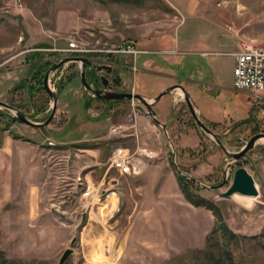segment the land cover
<instances>
[{
	"label": "rangeland",
	"instance_id": "rangeland-1",
	"mask_svg": "<svg viewBox=\"0 0 264 264\" xmlns=\"http://www.w3.org/2000/svg\"><path fill=\"white\" fill-rule=\"evenodd\" d=\"M189 4L234 28L242 39L264 45V0H0V100L32 121H44L51 99L38 74L44 76L45 61L73 55L66 51L72 41L100 53L94 58L98 63H105L107 54L126 61L131 74L126 79L129 92L142 95L144 88L135 77L143 72L146 94L151 96L146 98L152 99L156 96L152 88L161 77L131 68L132 58L139 50L186 49L184 54H175L181 65L172 67L170 75L219 84L220 90L199 86L200 94L188 93L198 117L226 150L238 151L252 135L264 132V99L234 89L228 56L202 57L172 42L170 35L178 23L190 22L178 10ZM159 39L164 41L156 43ZM126 45L139 50L116 52ZM153 58L161 55L140 53L137 67L143 68ZM80 68V62L67 63L51 73L49 84L58 100L55 115L45 127L28 126L15 119L13 110L0 107V136L22 134L37 143L42 165L34 174L35 184L45 201L43 214L32 217L34 209L29 204L38 197L29 191L27 181L17 180L16 160L9 157L11 165L0 176V252L9 264H58L68 247L73 253L64 264H202L206 258L201 251L211 248L217 253L218 247L229 251L234 264H264V140L239 162L252 174L258 196L252 203L236 193L220 197L237 165L225 174L231 159L196 125L180 89L153 106L154 110L163 107L162 119L157 117L166 124L164 131L137 100L94 97L82 87ZM165 81L168 86L181 83L186 90L191 88L186 80ZM204 100H213L225 116L211 114ZM112 126L117 131L109 134ZM121 145L131 152L146 148L156 153L153 159L136 160L139 167L143 161L149 166L142 196L136 188L140 182L134 179L138 175H120L109 165L111 150ZM173 161L184 172L180 175L207 186L226 179L218 189L198 185L188 194L214 203L236 237L225 239L218 233L207 247L215 218L210 210L185 198ZM87 173L90 191L102 194L100 201L82 208L85 183L80 177ZM114 208L116 212L110 215Z\"/></svg>",
	"mask_w": 264,
	"mask_h": 264
},
{
	"label": "crops",
	"instance_id": "crops-1",
	"mask_svg": "<svg viewBox=\"0 0 264 264\" xmlns=\"http://www.w3.org/2000/svg\"><path fill=\"white\" fill-rule=\"evenodd\" d=\"M181 16H184L185 14L190 19V22L186 24V20L184 19L178 23L176 28L174 29L173 33L170 35V38L172 39V42H174L177 45L183 44L184 46L189 47V52L196 53L199 56H206V55H217V56H228L232 63V75L231 80L233 83V67H234V53L240 50L241 48V42L242 39L240 35L235 31L234 28H231L228 25H225L223 23H220L206 15H203L195 9L191 4L185 6L183 9H178ZM166 38V36H165ZM164 39H159L156 43H162ZM139 50V49H137ZM137 55L132 58V61L130 63L131 68H134L138 71H147L150 73H156L157 75H160V82H157L154 87L152 88L153 92L155 91V95L160 93L164 87L170 85L165 80L166 79H176V80H186L188 83H190V89H187V92H193L194 95L200 94L201 89L199 86L205 90V88L208 89H219L220 86L217 83H210V82H203L199 80H192L190 78H179L177 76H171V68L177 67L181 65V62H179V59H177L175 54H184L186 49L182 51H176L173 49H163V50H139ZM156 53L160 54L161 58H153L145 61L143 68L137 67V58L140 53ZM124 55V54H120ZM168 63L166 66L165 64ZM168 77V78H167ZM136 81L138 85L143 87L142 95L144 97H151L147 93V89H145L146 81L144 79V73L140 72V74L136 75ZM165 81V82H164ZM143 84V86H142ZM178 85H182L181 83H178ZM183 86V85H182ZM169 87V86H168ZM200 89V91H199ZM235 89V88H234ZM202 90V91H203ZM219 90H217L219 92ZM236 90V89H235ZM238 91V90H236ZM242 92V91H240ZM262 92V91H261ZM258 93L257 96L253 95L252 93L248 92H242V94H247L250 96H253L256 99H264V95ZM216 94V93H215ZM215 97V96H214ZM163 99V97L160 99V101ZM213 99V98H212ZM159 101V102H160ZM157 102V104L159 103ZM205 106L208 109L210 107L212 113L217 116H225L224 113L213 105V100H204ZM155 111L160 119H162L163 116V107L157 108L155 106ZM23 138L30 139L31 141L24 140L23 138H14L11 135H4L0 136V176L2 172H4L11 164L9 162V157H14L16 160V173H18L17 180H20L22 183H26L29 187V191L32 192V194H35V196L38 197V200L32 199L30 202L31 210L34 211L31 214L32 217L36 216L39 217L44 212V206L45 201L44 200V193L41 192V187L36 185L35 180L38 181L34 176L35 172H38V166L42 165L41 160V153H39V149L37 146V143L30 137H24L22 134L20 135ZM16 151V152H15ZM15 152V154H14ZM40 157V158H39ZM96 157V153H95ZM8 159V160H7ZM97 161V159H95ZM148 164L143 161L142 166L140 168V173L137 174V177H134L135 180L139 181L140 183L136 186L138 190L141 192L143 191V186L146 182V179L144 177V173H146L148 169ZM38 170V171H37ZM24 174H27L30 176L29 179L24 177ZM34 177V178H32ZM25 178V179H23ZM80 179L84 180L81 183H85V187L87 183H90V177L89 174H84L83 177H80ZM41 181H45V179H41ZM41 186V185H40ZM90 187V186H89ZM25 195V194H24ZM42 200V201H39ZM34 201V202H33ZM103 205L107 206L108 201L107 198L104 199ZM38 208V209H35ZM116 212V208H114L110 215L114 214ZM109 215L105 216L108 217ZM96 238V237H95Z\"/></svg>",
	"mask_w": 264,
	"mask_h": 264
},
{
	"label": "water",
	"instance_id": "water-1",
	"mask_svg": "<svg viewBox=\"0 0 264 264\" xmlns=\"http://www.w3.org/2000/svg\"><path fill=\"white\" fill-rule=\"evenodd\" d=\"M74 61L81 63V68L79 70L81 83H82L83 87L87 91H89L94 97H96L97 99H102V100H137L138 102H140L145 107L147 115L150 117V119L156 125L160 126L164 131H166V124L163 123L157 117L156 111L154 110L153 106L157 102H159L160 99L164 95L173 92V90L176 88L180 89L181 92L183 93V98L187 104L188 111H189L190 115L192 116V118L194 119V122L196 123V125L200 129H202L205 133L211 135L214 138V140L216 141V143L222 147L225 154L231 159V161L228 162L225 166V169H224L225 174H227V171L229 170V168L232 165L233 166L237 165L240 162L241 158H245L247 155V152L249 150H251L259 140L264 138V132H258L256 134L252 135L238 151L229 152L222 145V143L219 140V138L217 137V135L211 129H209L201 121V119L198 117L196 110H195V107H194V105L190 99V95L186 91L184 86H182V85H171V86L167 87L166 89L162 90L160 93H158L152 99H148V98L142 96L141 94L134 93V92L121 93V92L100 91V90L94 89L91 85H89L87 83L85 63L89 62V61L86 57H80V56H66V57L60 58V59L56 60L52 65H50V67L46 70V72L43 76L42 86H43L46 94L51 99V105H50V112L48 114V117L44 121H42V122L32 121L20 109L16 108L15 106H13L11 104H8L4 101H1V100H0V107L13 110L14 111V117H16L20 122H22L28 126H31L34 128H42V127L47 126L51 122V120L53 119V117L55 115V112L57 109V100H58L57 93L51 88V86L49 84V80H50L49 77H50L52 72L63 67L65 64L70 63V62H74ZM100 68H107V70H109V68L106 66H101V67H99V69ZM170 145L172 146L171 143H170ZM173 157H175L174 151H173ZM173 164L175 165L176 170L179 174L184 173L183 171H181L177 167V165L175 164V161H173ZM189 178L192 179L195 183H197L200 187L210 189V190L218 189V188H220L226 184L225 178L223 179V181L221 183H219L217 185H212V186H207L203 183L197 182L193 177L189 176ZM235 193L242 195V196H251V197H256L259 194L256 182H255L252 174L244 166L236 167V169L234 170L233 177H232L230 184L228 185V187L226 188L225 191H223L222 193L219 194V196L224 197V198H231L233 196V194H235ZM83 216H85V215H83ZM74 240L75 239H72L71 245L74 243ZM72 253H73L72 247L66 248L60 257L58 264H64L65 261L68 259V257Z\"/></svg>",
	"mask_w": 264,
	"mask_h": 264
},
{
	"label": "built area",
	"instance_id": "built-area-1",
	"mask_svg": "<svg viewBox=\"0 0 264 264\" xmlns=\"http://www.w3.org/2000/svg\"><path fill=\"white\" fill-rule=\"evenodd\" d=\"M66 51H71L73 55H87L93 49L87 48L84 44L72 41L68 44ZM116 52L137 53L132 45H126ZM233 86L236 90L252 93L257 96L264 90V45L256 44L250 40H242L241 48L234 53ZM117 126L110 128L109 134L117 131ZM156 153L146 148H138L131 152L127 147L121 145L114 147L108 157L110 167L118 171L120 175H137L140 168L136 160L141 157L153 159ZM89 185L83 189L81 196L82 208H90L92 204L100 201L101 191H90Z\"/></svg>",
	"mask_w": 264,
	"mask_h": 264
},
{
	"label": "trees",
	"instance_id": "trees-1",
	"mask_svg": "<svg viewBox=\"0 0 264 264\" xmlns=\"http://www.w3.org/2000/svg\"><path fill=\"white\" fill-rule=\"evenodd\" d=\"M45 63H48V64L44 67V71H46L50 67V65H52L54 62L49 63L45 61ZM44 65L45 64L40 65V67H43ZM38 75H39L40 82H41L43 76L41 74H38ZM15 119L18 120L16 117ZM19 137L23 138L22 136L18 134H14V138H19ZM23 139L27 141H31L30 139H27V138H23ZM238 166H242V164L238 163L237 167ZM252 167H253V170L256 172V166L253 164ZM178 178H179V181H178L179 186L181 187V191L184 194L185 198L189 202H191L194 206H203L207 208L208 210L211 211L213 217L215 218V226L211 229V231L208 233L206 237L207 247L210 245L212 241H215L218 233L221 234L224 238L227 236L229 238L236 237V234L232 232L230 228L223 221L222 215L218 207L214 203L204 201V199H200L199 197H196V195L195 197L197 199H194L195 197L188 194L191 189L198 188L199 187L198 184L195 183L192 179L185 177L184 175L178 174ZM183 179L185 180L184 183H182ZM216 250H218L217 253L215 252V250H212L211 248H207L201 251L204 254V257L206 258V260L203 259L204 262L202 264H234L233 258L231 254L229 253V251L223 250L221 247L216 248ZM9 263H11V261L7 259L5 256H3V254L0 252V264H9Z\"/></svg>",
	"mask_w": 264,
	"mask_h": 264
},
{
	"label": "flooded vegetation",
	"instance_id": "flooded-vegetation-1",
	"mask_svg": "<svg viewBox=\"0 0 264 264\" xmlns=\"http://www.w3.org/2000/svg\"><path fill=\"white\" fill-rule=\"evenodd\" d=\"M99 54L100 53H98L96 50H93L92 54L85 56L89 61L85 63L87 83L91 85L94 89L104 92H121V93L129 92L126 88L127 86L126 79L131 75L129 64L126 63V61L123 62L120 61L118 57L112 54L106 55L107 61L105 63H98L94 58H96ZM70 63L78 64V62L76 61ZM101 66H106L109 68V70H107V68L99 69V67ZM77 72L79 73V70ZM79 79H80V75H79ZM42 82H43V78H42ZM102 101H116V100H102ZM242 159L245 158H241V160Z\"/></svg>",
	"mask_w": 264,
	"mask_h": 264
},
{
	"label": "bare ground",
	"instance_id": "bare-ground-1",
	"mask_svg": "<svg viewBox=\"0 0 264 264\" xmlns=\"http://www.w3.org/2000/svg\"><path fill=\"white\" fill-rule=\"evenodd\" d=\"M261 140H264V138H262ZM240 196L242 197L243 200H245L248 203H250L251 201L254 200V197H251V196H242V195H240Z\"/></svg>",
	"mask_w": 264,
	"mask_h": 264
}]
</instances>
